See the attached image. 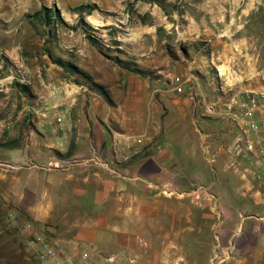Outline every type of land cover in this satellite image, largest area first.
Wrapping results in <instances>:
<instances>
[{"label":"rangeland","instance_id":"obj_1","mask_svg":"<svg viewBox=\"0 0 264 264\" xmlns=\"http://www.w3.org/2000/svg\"><path fill=\"white\" fill-rule=\"evenodd\" d=\"M257 90L264 0H0V264H39L33 229L71 250V220L92 207L67 198V174L116 169L105 138L140 146L129 145L130 161L166 133L184 135L188 170L169 188L210 187L235 135L226 105ZM203 192L167 197L191 205ZM140 244L121 250L152 264Z\"/></svg>","mask_w":264,"mask_h":264},{"label":"crops","instance_id":"obj_2","mask_svg":"<svg viewBox=\"0 0 264 264\" xmlns=\"http://www.w3.org/2000/svg\"><path fill=\"white\" fill-rule=\"evenodd\" d=\"M166 134L150 151H141L130 161L129 145L135 144L105 138L101 144L107 149L116 146V169L97 171L94 176L89 171L83 175L69 171L67 198L75 204L88 202L93 208H80L78 212L83 213L71 220L78 227L70 247L87 250L94 245L105 253L122 248L132 251L140 249V240L146 238L152 246L148 255L152 264L180 263L177 258L183 264H209L210 258L215 264H264V197L249 190L241 179L243 160L230 152L231 142L224 168L214 166L204 197L190 205L161 193L162 188L181 187L188 170L189 146L184 135L176 139ZM200 136L203 147L206 134ZM84 145L85 151L93 147L90 141ZM139 147L134 146V154ZM207 171L202 165L200 174ZM156 241L163 242L159 252Z\"/></svg>","mask_w":264,"mask_h":264},{"label":"built area","instance_id":"obj_3","mask_svg":"<svg viewBox=\"0 0 264 264\" xmlns=\"http://www.w3.org/2000/svg\"><path fill=\"white\" fill-rule=\"evenodd\" d=\"M224 116L231 123L235 135L231 140L230 152L243 160V175L252 179L254 191L264 197V91L240 92L230 98ZM61 122V118L57 119ZM208 152V147L205 146ZM204 189L198 186L193 190L162 188L165 196H184L199 194ZM31 243L39 264H145L135 255L124 250L103 254L99 250H71L59 239L38 230H31ZM211 264H215L211 259Z\"/></svg>","mask_w":264,"mask_h":264},{"label":"trees","instance_id":"obj_4","mask_svg":"<svg viewBox=\"0 0 264 264\" xmlns=\"http://www.w3.org/2000/svg\"><path fill=\"white\" fill-rule=\"evenodd\" d=\"M135 1H137V0H135ZM158 2L160 3V5H162L160 1H158ZM69 68L71 69V67H69Z\"/></svg>","mask_w":264,"mask_h":264}]
</instances>
